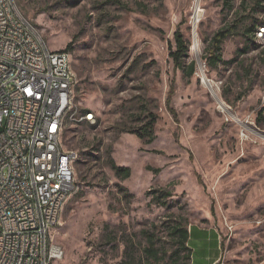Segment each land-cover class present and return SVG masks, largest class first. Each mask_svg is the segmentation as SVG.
Returning <instances> with one entry per match:
<instances>
[{
	"label": "rangeland",
	"instance_id": "1",
	"mask_svg": "<svg viewBox=\"0 0 264 264\" xmlns=\"http://www.w3.org/2000/svg\"><path fill=\"white\" fill-rule=\"evenodd\" d=\"M14 3L51 50H69L74 102L94 113L73 109L63 130L76 183L51 231L63 251L51 264H150L146 234L162 257L174 220L219 236L193 228L191 264H264V0ZM236 20L226 62L211 68V36ZM177 28L190 43L183 67L171 55ZM153 115L152 139L139 137Z\"/></svg>",
	"mask_w": 264,
	"mask_h": 264
},
{
	"label": "built area",
	"instance_id": "2",
	"mask_svg": "<svg viewBox=\"0 0 264 264\" xmlns=\"http://www.w3.org/2000/svg\"><path fill=\"white\" fill-rule=\"evenodd\" d=\"M69 51L51 50L37 27L0 0V264H51L63 255L48 235L76 183L60 148L74 102ZM78 123V121H73Z\"/></svg>",
	"mask_w": 264,
	"mask_h": 264
},
{
	"label": "trees",
	"instance_id": "3",
	"mask_svg": "<svg viewBox=\"0 0 264 264\" xmlns=\"http://www.w3.org/2000/svg\"><path fill=\"white\" fill-rule=\"evenodd\" d=\"M239 24V21H235L233 24L221 27L210 38L209 45L207 47V53L204 56L205 62L211 67L216 68L220 63H225L222 54L223 42L235 31ZM253 31V30H252ZM175 43L176 47L172 50L171 55L175 60L177 67H183V61L190 58V43L184 39L182 31L177 28L175 31ZM71 44H68V47ZM247 49V48H246ZM64 51H69L63 49ZM186 76L191 77L197 70V63L194 59H191L187 66L184 67ZM169 104V101H168ZM173 112L174 110L170 108ZM174 113V112H173ZM155 117L151 118V121L146 123L141 130H136V134L141 138L147 136L151 140L153 137ZM110 167L114 170L115 174L120 178H127L130 176V169L124 166H118L113 161L109 162ZM168 196L170 192H167ZM158 198V197H157ZM164 205V202H163ZM169 235L172 240L173 246L170 250H165L163 256L167 259L168 264H191L192 260V248L189 246L190 230L188 223L183 220H174L172 224H169ZM148 245L144 248L143 257L150 260V264H161V250L156 247L154 234H146ZM119 264H132L130 260L124 258Z\"/></svg>",
	"mask_w": 264,
	"mask_h": 264
},
{
	"label": "bare ground",
	"instance_id": "4",
	"mask_svg": "<svg viewBox=\"0 0 264 264\" xmlns=\"http://www.w3.org/2000/svg\"><path fill=\"white\" fill-rule=\"evenodd\" d=\"M72 110L73 109H64V116H69L72 113ZM83 119L86 120V121H91L92 122L94 120V113L89 112V111L86 112L84 114V116H83ZM63 130L64 129H62V136H63ZM60 148H63L64 154H73V152L71 150L67 149L64 146L62 139H60ZM67 163H72V169H75L74 168V157H73V155H68L67 156ZM50 187H59V190H66V191L71 193L74 190V188H75V184L74 183H61V179H51L50 180ZM59 221H60V219H55L54 221H49L48 222V235H51V231H52L53 227L57 226L59 224Z\"/></svg>",
	"mask_w": 264,
	"mask_h": 264
},
{
	"label": "crops",
	"instance_id": "5",
	"mask_svg": "<svg viewBox=\"0 0 264 264\" xmlns=\"http://www.w3.org/2000/svg\"><path fill=\"white\" fill-rule=\"evenodd\" d=\"M193 228H197V229H201L202 231H208V232H211L212 234L210 235V237L213 239V240H215L217 243H219V236H217L216 235V231L215 230H211V229H204V228H199V227H193ZM193 228H191L190 229V234L192 233V231H193ZM191 236V235H190ZM189 241H190V238H189ZM189 246H190V242H189ZM191 247V246H190ZM192 251H193V249H192ZM214 263V261L211 263V264H213Z\"/></svg>",
	"mask_w": 264,
	"mask_h": 264
},
{
	"label": "water",
	"instance_id": "6",
	"mask_svg": "<svg viewBox=\"0 0 264 264\" xmlns=\"http://www.w3.org/2000/svg\"><path fill=\"white\" fill-rule=\"evenodd\" d=\"M203 81H205V83H206L209 87H211V85H210V83H209V80H208L206 77H203Z\"/></svg>",
	"mask_w": 264,
	"mask_h": 264
}]
</instances>
